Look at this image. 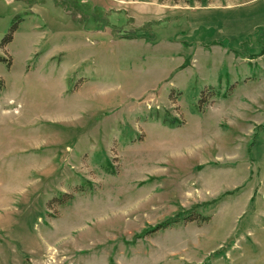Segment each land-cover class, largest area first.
I'll return each instance as SVG.
<instances>
[{"label":"rangeland","instance_id":"rangeland-1","mask_svg":"<svg viewBox=\"0 0 264 264\" xmlns=\"http://www.w3.org/2000/svg\"><path fill=\"white\" fill-rule=\"evenodd\" d=\"M262 28L264 0H0V264H264Z\"/></svg>","mask_w":264,"mask_h":264},{"label":"trees","instance_id":"trees-1","mask_svg":"<svg viewBox=\"0 0 264 264\" xmlns=\"http://www.w3.org/2000/svg\"><path fill=\"white\" fill-rule=\"evenodd\" d=\"M18 29V22H14V24H13V26L11 27V29H10V31H9V33L5 36V38L3 39V41H2V44L3 45H6V44H8L10 41H12L13 40V38H14V33L16 32V30ZM264 28H262V29H260V30H256L255 32H254V34H257L258 32H261L262 30H263ZM247 40H249V38H248V36L246 37V40H245V42L247 43L248 41ZM225 46V45H224ZM229 47V49H231V47L230 46H228ZM0 60H5V59H0ZM3 80L2 79H0V84L1 85H3ZM188 216V218L186 217V216ZM188 219V220H195V219H198L199 217L194 213V212H192V213H187V214H184V215H180V219ZM201 218V220H207L208 218H206V217H200ZM179 221V218H172L170 221H166V222H163V223H160L159 225H157L156 227H155V230H159V229H163V228H165V227H167V226H169L170 224H173V223H176V222H178Z\"/></svg>","mask_w":264,"mask_h":264}]
</instances>
